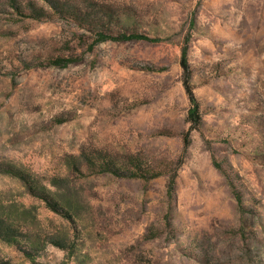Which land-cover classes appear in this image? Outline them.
Instances as JSON below:
<instances>
[{
	"label": "rangeland",
	"instance_id": "obj_1",
	"mask_svg": "<svg viewBox=\"0 0 264 264\" xmlns=\"http://www.w3.org/2000/svg\"><path fill=\"white\" fill-rule=\"evenodd\" d=\"M16 2L0 0V217L19 236L0 262L264 264V0ZM101 30L155 40L93 46ZM132 158L161 175L125 176Z\"/></svg>",
	"mask_w": 264,
	"mask_h": 264
},
{
	"label": "trees",
	"instance_id": "obj_2",
	"mask_svg": "<svg viewBox=\"0 0 264 264\" xmlns=\"http://www.w3.org/2000/svg\"><path fill=\"white\" fill-rule=\"evenodd\" d=\"M11 3L21 12L22 9L20 5L16 2V0H11ZM60 13L64 12L62 7H57ZM34 16H37V14L40 13L39 9L34 6ZM67 14H70V11H68ZM72 14L74 16H77V13L75 11H72ZM33 16V15H32ZM155 39L148 36L145 33H140V32H120L114 34L113 32H109L107 30H101L98 31V36L96 41L93 43V46H95L98 43L101 42H106V41H116V42H129V41H154ZM189 58V48L187 46H184L182 49V64L186 67L189 63L188 61ZM76 62L74 59L71 58H58L55 60L50 61L48 64L52 66H58V67H67L70 64ZM186 86L188 88V93L190 95V99L192 103L194 104L190 110V119L197 123L199 122L200 119V107L198 102H196V99L194 97L193 90L190 88V85L186 83ZM131 162L133 163V167L136 168V170L131 169L128 171V173L125 176L129 177H142L146 179H152V178H157L161 175V173L156 172L155 170L150 171L149 169H144L140 162L132 158ZM116 166V165H115ZM114 166V163L109 160L107 157L102 158V164L100 165L101 170L105 171H111L114 172L117 175H122L123 170L117 168ZM175 180V178H173ZM235 196L239 202V204H243V198L241 193L236 189V187L233 185ZM35 190V189H34ZM46 200L49 203V206L56 212H61L62 214L67 215L68 213L62 210L58 202H56L53 199H50L48 196H46ZM19 236L18 230L13 227L12 224H10L8 221L0 217V237L6 238V239H13ZM0 264H11L9 262H0Z\"/></svg>",
	"mask_w": 264,
	"mask_h": 264
}]
</instances>
